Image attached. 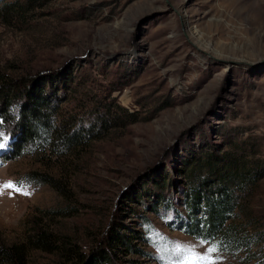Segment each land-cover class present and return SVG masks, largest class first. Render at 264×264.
<instances>
[{"label":"rangeland","instance_id":"obj_1","mask_svg":"<svg viewBox=\"0 0 264 264\" xmlns=\"http://www.w3.org/2000/svg\"><path fill=\"white\" fill-rule=\"evenodd\" d=\"M4 2L26 11L1 14L0 74L48 93L63 115L104 103L127 115H106L109 126L62 162L4 153L0 128V186L30 192L0 195V244L25 245L24 264H53L57 255L29 243L48 223L85 254L110 229L133 235L135 253L106 250L113 264H173L189 249L206 258L199 264H241L245 247L221 249L184 231L185 197L248 162L246 209L228 224L259 236L249 258L264 259V0ZM6 111L19 135L18 106ZM89 115L77 126L95 124ZM32 171L54 184L29 181Z\"/></svg>","mask_w":264,"mask_h":264},{"label":"trees","instance_id":"obj_2","mask_svg":"<svg viewBox=\"0 0 264 264\" xmlns=\"http://www.w3.org/2000/svg\"><path fill=\"white\" fill-rule=\"evenodd\" d=\"M25 11L26 7L17 2L6 3L0 0V18H2L1 14L7 16L13 12L24 17ZM22 84L23 82L13 85L5 75L0 74V128L7 125L5 129L8 132L5 135L11 140L8 152L12 154L16 152L18 156L24 152L36 153L40 157L39 160L54 159L57 162L64 161L70 155L71 158H76L80 148L86 145L89 138L93 139L99 131L109 126L106 115L111 117L112 121L119 119L121 115H127L120 107L109 106L106 103L103 104L105 107L97 109L96 106L84 104L80 116L71 113L63 115L59 112L60 108L54 105L51 95L38 89L32 93V90L25 89ZM25 85L28 83L26 82ZM17 106L23 118L18 128L19 135L14 132L17 127L15 117L6 111ZM86 115L94 119L95 124L86 128L78 127L77 124L80 120H85L86 117L83 116ZM248 167L252 165L247 162L243 165L239 175L238 173L234 176L228 174L219 179L217 187L205 182L203 187L187 193L185 206L189 215L186 217L188 220L185 225H187L183 229L201 240H218L221 249L225 247L236 251L245 247L252 258L250 250L254 244L258 243L256 237L259 236L252 233L239 234L240 231H236L234 224H228L236 210L240 212L246 209L243 200L249 191L247 188H250L255 180V172L252 174L254 169H248ZM27 177L32 182L54 184L51 176L43 172L32 171ZM230 177L237 179H233L235 183H229L227 179ZM167 202L170 205L173 203L170 199ZM198 211H201L200 216L197 214ZM41 226L39 223L38 228L34 229L33 235L29 237V243L34 244L31 246L33 249L44 247L43 249L57 255L58 260L53 264H113L111 253L129 255L135 253L136 250L133 246V235H125L117 229H110L103 237V241H100L98 248H93L90 254H85L69 237L54 232L50 224ZM96 250H99L98 253L91 255ZM24 256L25 245L0 244V264H24ZM249 256L242 259L240 263L251 264ZM129 262L137 264L134 260H129ZM255 264H264V259Z\"/></svg>","mask_w":264,"mask_h":264},{"label":"snow or ice","instance_id":"obj_3","mask_svg":"<svg viewBox=\"0 0 264 264\" xmlns=\"http://www.w3.org/2000/svg\"><path fill=\"white\" fill-rule=\"evenodd\" d=\"M5 145L4 141H0V148H3ZM4 190H14L20 194L23 195H30V192H28L27 187L24 184H20V185H15L12 182H8L7 184L0 186V195L3 194ZM212 252H215L216 249L213 248L211 249ZM195 250L194 249H189L188 250V255L184 258H179L176 261L173 262V264H199L200 261L205 260L206 258L201 256L199 258H197L194 255Z\"/></svg>","mask_w":264,"mask_h":264}]
</instances>
